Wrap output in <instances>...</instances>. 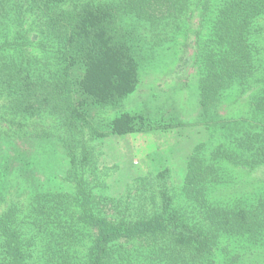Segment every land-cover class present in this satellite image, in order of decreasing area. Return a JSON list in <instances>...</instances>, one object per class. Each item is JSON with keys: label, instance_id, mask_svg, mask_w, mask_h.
Returning <instances> with one entry per match:
<instances>
[{"label": "trees", "instance_id": "16d2710c", "mask_svg": "<svg viewBox=\"0 0 264 264\" xmlns=\"http://www.w3.org/2000/svg\"><path fill=\"white\" fill-rule=\"evenodd\" d=\"M195 11L210 136L190 154L181 197L167 171L120 196L99 191L94 141L140 129L143 115L100 112L123 104ZM237 85L249 116L222 117ZM43 145L62 155L51 185L32 178ZM229 164L264 165V0H0V264H253L239 242L264 246V186L215 197ZM17 177L33 189L7 201Z\"/></svg>", "mask_w": 264, "mask_h": 264}, {"label": "rangeland", "instance_id": "374dc122", "mask_svg": "<svg viewBox=\"0 0 264 264\" xmlns=\"http://www.w3.org/2000/svg\"><path fill=\"white\" fill-rule=\"evenodd\" d=\"M199 14L195 11L193 17L172 34V40L157 49L152 67L141 70L137 89L122 105L100 112L106 120L121 110L143 115L138 119L140 129L110 134L94 141L100 155L99 191L120 196L126 194L138 178L167 171V183L173 186L178 198L181 197L190 154L196 144L210 136L204 122H199L201 69L194 63V58L200 57L195 48ZM232 88L223 95L219 113L229 119L248 117L249 98L242 94L238 85ZM37 148L39 163L33 169L35 176L32 178L40 185L56 183V174L63 171L59 165L62 155L58 154L56 159L51 153L47 154L44 145ZM225 170L229 181L213 188L217 198L252 193L264 186V165L251 168L229 164ZM17 178L8 183L7 201L24 199L27 191L33 189L31 181ZM239 246L242 262L264 264V246L248 249L243 242H239Z\"/></svg>", "mask_w": 264, "mask_h": 264}]
</instances>
